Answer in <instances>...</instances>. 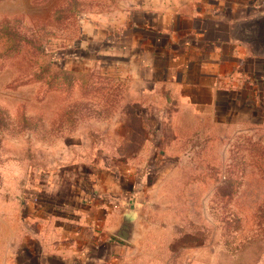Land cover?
I'll list each match as a JSON object with an SVG mask.
<instances>
[{"label": "rangeland", "instance_id": "374dc122", "mask_svg": "<svg viewBox=\"0 0 264 264\" xmlns=\"http://www.w3.org/2000/svg\"><path fill=\"white\" fill-rule=\"evenodd\" d=\"M146 1L0 0V201L23 207L42 173L144 118L112 27ZM162 115L146 129L162 158L143 171L140 263L264 264V112L234 128Z\"/></svg>", "mask_w": 264, "mask_h": 264}, {"label": "crops", "instance_id": "0c3cea01", "mask_svg": "<svg viewBox=\"0 0 264 264\" xmlns=\"http://www.w3.org/2000/svg\"><path fill=\"white\" fill-rule=\"evenodd\" d=\"M261 3L147 0L121 12L112 28L120 31L123 63L137 84L131 95L144 118L121 123L118 137L101 143L89 166V155H74L72 165L42 173L39 192L23 207L0 201V264H141L143 171L162 158L159 137L146 129L158 126L157 113L192 129L203 120L249 125L264 112ZM127 212L136 222L130 242L114 233Z\"/></svg>", "mask_w": 264, "mask_h": 264}, {"label": "water", "instance_id": "95a60500", "mask_svg": "<svg viewBox=\"0 0 264 264\" xmlns=\"http://www.w3.org/2000/svg\"><path fill=\"white\" fill-rule=\"evenodd\" d=\"M136 232L135 215L131 212H127L123 215L122 221L119 224L118 229L114 232L116 236L125 241H132Z\"/></svg>", "mask_w": 264, "mask_h": 264}, {"label": "built area", "instance_id": "2783aa9c", "mask_svg": "<svg viewBox=\"0 0 264 264\" xmlns=\"http://www.w3.org/2000/svg\"><path fill=\"white\" fill-rule=\"evenodd\" d=\"M261 9H264V0H262Z\"/></svg>", "mask_w": 264, "mask_h": 264}]
</instances>
